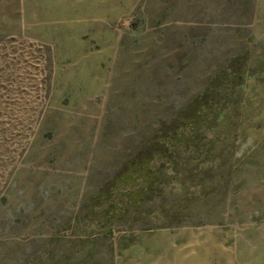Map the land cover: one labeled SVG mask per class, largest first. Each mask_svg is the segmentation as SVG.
Instances as JSON below:
<instances>
[{
    "label": "rangeland",
    "instance_id": "obj_1",
    "mask_svg": "<svg viewBox=\"0 0 264 264\" xmlns=\"http://www.w3.org/2000/svg\"><path fill=\"white\" fill-rule=\"evenodd\" d=\"M0 264H264V0H0Z\"/></svg>",
    "mask_w": 264,
    "mask_h": 264
},
{
    "label": "trees",
    "instance_id": "obj_2",
    "mask_svg": "<svg viewBox=\"0 0 264 264\" xmlns=\"http://www.w3.org/2000/svg\"><path fill=\"white\" fill-rule=\"evenodd\" d=\"M169 153L168 147L166 145H159V144H150L147 147H144L140 153L137 159L134 160L133 164V171L142 170V166L144 164H147L150 162V160L153 158V156H165ZM143 177H148V171H145L143 173ZM147 184H149V187L152 186L151 180L148 181V178L146 179Z\"/></svg>",
    "mask_w": 264,
    "mask_h": 264
}]
</instances>
